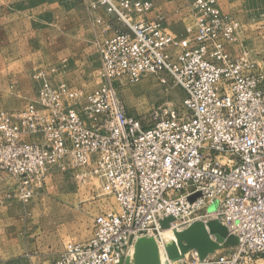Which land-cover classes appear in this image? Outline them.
<instances>
[{
  "label": "built area",
  "instance_id": "built-area-1",
  "mask_svg": "<svg viewBox=\"0 0 264 264\" xmlns=\"http://www.w3.org/2000/svg\"><path fill=\"white\" fill-rule=\"evenodd\" d=\"M83 3L119 25L98 44L100 86L84 93L44 82L24 111L0 113V172L15 180L22 201L62 168L96 177L119 206L53 264L124 263L137 239L162 241L164 231L212 221L235 247L174 262L166 254L165 264H264V77L228 50L240 22L217 0H194L189 35L177 38L162 18L147 20L151 0ZM146 76L171 81L184 96L148 127L127 114L115 84Z\"/></svg>",
  "mask_w": 264,
  "mask_h": 264
},
{
  "label": "rangeland",
  "instance_id": "rangeland-1",
  "mask_svg": "<svg viewBox=\"0 0 264 264\" xmlns=\"http://www.w3.org/2000/svg\"><path fill=\"white\" fill-rule=\"evenodd\" d=\"M13 4L0 2V9H15ZM20 4L28 7V4L38 3ZM236 11L241 13V16L235 18L241 24V31L228 50L234 57L245 55L252 65V72L264 77V0H243ZM186 18L184 37L189 35L188 28L192 26L190 12ZM23 52L26 54L27 51ZM28 70L31 75L27 74L26 78L30 77L31 81L27 79L26 88L31 87L35 96L31 92L28 97L21 95L14 98L10 96L11 91H8L6 96L0 98V113L24 111L36 100L38 90L44 82L57 88L79 89L84 93L92 92L100 86L98 71L83 81L66 82L60 79L59 71L52 70L50 73L44 66H28L27 72ZM115 84L127 114L145 127L152 125L166 111L179 109L184 97L181 89L171 81L161 84L155 76H146L133 85L124 79L116 80ZM16 195L22 205V214L18 219L20 226L16 234L19 235L17 239L20 240L21 250L27 254L23 258L26 264H53L67 244L81 243L91 238L97 217L120 212L116 200L102 191L99 179L93 176L78 179L69 169L52 168L43 188L27 202L22 201L17 192ZM215 209V205H211L208 212ZM213 238L212 236L211 240ZM193 253L195 252L189 251L188 257Z\"/></svg>",
  "mask_w": 264,
  "mask_h": 264
},
{
  "label": "crops",
  "instance_id": "crops-1",
  "mask_svg": "<svg viewBox=\"0 0 264 264\" xmlns=\"http://www.w3.org/2000/svg\"><path fill=\"white\" fill-rule=\"evenodd\" d=\"M4 1L13 2L15 9H0V98L8 91L14 98L28 97L31 92L35 96L31 87L26 88L27 79L31 81L26 78L31 75L28 66H44L50 73L59 71L60 79L66 82L93 76L100 66L98 44L119 28L103 9L90 11L83 0H0ZM151 1L154 9L147 20L160 17L167 32L184 38L186 17L193 1ZM25 2L38 4L28 7L20 4ZM242 2L217 0L221 11L232 19L241 16L236 10ZM16 192L15 180L0 172V264H26L23 258L27 254L21 250L16 234L22 214ZM162 243L164 246L163 239Z\"/></svg>",
  "mask_w": 264,
  "mask_h": 264
},
{
  "label": "water",
  "instance_id": "water-1",
  "mask_svg": "<svg viewBox=\"0 0 264 264\" xmlns=\"http://www.w3.org/2000/svg\"><path fill=\"white\" fill-rule=\"evenodd\" d=\"M199 194L189 198L193 202ZM165 226V223H163ZM208 228V229H207ZM206 226L201 222L192 224L186 230L175 233L176 241L166 247V254L170 261L182 259L189 251L197 253L200 259L213 253L219 248H232L237 245V239L227 235L224 228L217 222H209ZM215 235L219 242L211 240L210 235ZM128 260L124 263L127 264ZM137 264H158L155 240L152 238H141L137 243Z\"/></svg>",
  "mask_w": 264,
  "mask_h": 264
},
{
  "label": "bare ground",
  "instance_id": "bare-ground-1",
  "mask_svg": "<svg viewBox=\"0 0 264 264\" xmlns=\"http://www.w3.org/2000/svg\"><path fill=\"white\" fill-rule=\"evenodd\" d=\"M204 225L207 228V223L204 224ZM163 235H164V238H163ZM163 235H162V238H163V241H164L165 248L167 246H169L170 244H172L174 241H176L175 233H172L171 231H164ZM212 236L214 237L213 239L215 241H217L219 245H222L223 244V242H219L218 241V239L216 238L215 235H212ZM138 240L139 239H137L134 242L133 246L130 249V256L128 258L127 264H137V243H138ZM155 244H156V250H157V260H158V264H165L166 252H165L163 243H162V241L155 240Z\"/></svg>",
  "mask_w": 264,
  "mask_h": 264
},
{
  "label": "trees",
  "instance_id": "trees-1",
  "mask_svg": "<svg viewBox=\"0 0 264 264\" xmlns=\"http://www.w3.org/2000/svg\"><path fill=\"white\" fill-rule=\"evenodd\" d=\"M164 238V237H163Z\"/></svg>",
  "mask_w": 264,
  "mask_h": 264
}]
</instances>
